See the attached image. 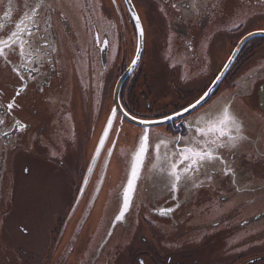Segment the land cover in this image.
I'll list each match as a JSON object with an SVG mask.
<instances>
[{
  "label": "flooded vegetation",
  "instance_id": "flooded-vegetation-1",
  "mask_svg": "<svg viewBox=\"0 0 264 264\" xmlns=\"http://www.w3.org/2000/svg\"><path fill=\"white\" fill-rule=\"evenodd\" d=\"M7 2L8 25L0 38L14 31L25 15L32 16L37 4L40 7L31 21L25 20L24 57L16 48L6 50L9 62L0 58V119L4 120L0 125V263L6 257L11 264L16 254L20 264H264V217L256 219L264 213V0H131L143 26L144 50L121 88L122 109L138 120L172 116L150 128H162L172 137L191 135L188 121L230 104L247 139L233 150H220L226 165L217 161L206 166L193 180L182 182L177 192L155 182H142L140 190L136 186L130 209L111 235L130 173L121 179L118 208L108 221L97 207L105 206L112 186L109 164L124 127L132 126L135 137L145 127L125 118L121 122L117 109L111 132L117 130L118 137L109 148L112 138H108L94 165L93 158L110 115L106 110L110 107L111 113L115 108V88L107 95L108 83L116 87L137 55L139 34L131 10L126 0ZM153 18L159 19L160 28L151 42ZM63 53L75 67L72 84L82 96L77 101L91 109L92 129L102 128L87 164L47 156L56 175L62 171L69 176L67 193L72 199L67 210L69 220L74 216L75 220L62 225L58 218L32 243L6 242L2 234L8 226V194L14 187L12 155L28 143L52 141L55 123L50 109L57 118L65 112ZM208 89L212 91L200 105L183 111ZM13 99L17 106L9 111L7 104ZM92 99L100 103L90 106ZM17 121L27 127H18ZM88 148L85 145V153ZM225 167L234 175H225ZM25 172L31 173L28 164ZM159 209L174 211L162 216Z\"/></svg>",
  "mask_w": 264,
  "mask_h": 264
},
{
  "label": "rangeland",
  "instance_id": "rangeland-1",
  "mask_svg": "<svg viewBox=\"0 0 264 264\" xmlns=\"http://www.w3.org/2000/svg\"><path fill=\"white\" fill-rule=\"evenodd\" d=\"M80 3V1H78ZM7 0H0V25L4 27L0 29V32L4 31L8 25V16L5 13L8 11ZM160 21L157 18H153L149 22L151 31V42L154 41L156 32L160 28ZM154 47V45L152 46ZM151 47V48H152ZM152 50H154L152 48ZM63 63L66 71V85L63 94L65 93L64 113L57 118V114L53 109H50L54 125L51 124L52 135L50 136L51 142L45 140L41 143L31 142L26 144L23 148L18 149L13 153V193L8 194V226L6 227V233L2 236L4 240H8L17 243H32L43 236L44 228L54 223L57 220L62 225H71L75 220V216L72 220H69L68 205L72 199V195L67 193L69 189V176L62 171L57 173L47 160V156L55 155L63 157L70 162L75 161L81 166L83 160L87 164L89 156H91L97 146L98 139L100 137V125L92 129V116L90 117V110L86 104L81 101H77L76 98L82 97L78 95V92L74 90L72 80L74 75V65L69 62V55L63 53ZM151 60H153L151 58ZM161 68V67H160ZM159 68V69H160ZM79 74V68H77ZM162 87V82L160 83ZM115 88V84L108 83L107 95L112 94ZM163 88V87H162ZM165 89V88H164ZM163 89V90H164ZM164 95V94H162ZM99 98V91L97 93V100ZM83 100V99H80ZM67 102V103H66ZM94 102V103H93ZM99 101L91 100L87 104L97 105ZM80 103V105H79ZM85 103V101H84ZM100 103V102H99ZM59 105V104H58ZM217 107V104H216ZM105 114H110V107L106 110ZM66 113V115H65ZM69 116V118H68ZM106 120L104 115V121ZM132 126L124 127L121 131L115 153L111 158L109 164V179H113L112 186L109 194L105 195V206L97 207L101 213L108 216V221L115 215L119 197L121 194V179H125V176L130 173L131 154L136 150L139 143V137L142 134L134 136V132L130 131ZM152 135L150 137V148L145 159L143 168L140 173V177L136 182L138 190L140 186L145 183H160L165 188L169 187V180L167 175H161L158 172L152 171V164L155 162L154 144L157 141V133L167 135L162 128L150 129ZM137 132V131H136ZM130 133L133 135L131 136ZM117 130L110 133L109 137L112 139L108 144V148L113 145L115 139H117ZM85 145L89 147L88 153L84 152ZM106 157V151L104 153ZM153 155L150 163H148L149 157ZM105 159V158H104ZM25 164H28L31 169L30 174L25 172ZM129 166V169L126 168ZM76 172L77 170L74 169ZM128 171V173H127ZM123 177V178H122ZM108 179V180H109ZM120 180V182H118ZM67 181V184H66ZM12 197V199H11ZM60 204V205H59ZM102 209V210H101ZM67 210V211H66ZM104 211V212H103ZM79 213V211H78ZM27 233V234H26ZM17 255H12L13 261L11 264H20ZM7 258L3 257L0 264H8Z\"/></svg>",
  "mask_w": 264,
  "mask_h": 264
},
{
  "label": "snow or ice",
  "instance_id": "snow-or-ice-1",
  "mask_svg": "<svg viewBox=\"0 0 264 264\" xmlns=\"http://www.w3.org/2000/svg\"><path fill=\"white\" fill-rule=\"evenodd\" d=\"M115 2V0H113ZM40 4L36 5L39 8ZM36 8L32 9V16L25 15L24 19H21L15 24V30L11 31L6 38H0V58H3L5 62L8 61V52L16 51L19 49V55L21 58L24 57V49L26 47L27 41L23 39V33H25L28 28L25 24V20L31 21L35 14ZM9 13H5L7 17ZM133 19L136 22V27L138 29V34L140 40L144 37V30L141 26L140 19L138 16H134ZM4 26L0 25V29ZM105 47L108 45V41H103ZM16 46V47H14ZM140 44H137V56L132 61L133 64L139 60ZM228 65H225L227 68ZM14 72L19 71L13 68ZM222 75V73H221ZM23 79V77H20ZM219 80V77H217ZM24 88L17 91L16 95H20ZM208 89L199 99H197L189 107H186L183 111L185 113L190 112L195 109L201 102L208 96L211 92ZM15 100L7 104V110L11 111L16 107ZM3 107V105H0ZM118 110L113 108L110 115L108 116L106 126L103 130V134L100 138L99 144L96 148L95 156L93 158V165L95 159L99 157L101 150L105 145V141L108 138L110 131L113 128L114 123L117 119ZM175 115H182V113H176ZM124 118H130L132 120H138L135 115H130L128 111H123L120 117L121 122ZM173 119L172 116L165 115L162 119L158 121L149 120H139L141 124H155L163 125L166 121ZM188 127L191 131L189 136H172L168 137L165 134L157 133V141L154 144L155 162L152 164V171L158 172L161 175H167L169 180V186L173 192L179 190V186L184 181H191L197 175L201 173L206 166L214 164L219 161L221 164L226 165V161L223 156L219 154L220 150L228 149L233 150L239 146L241 142L247 138L243 135V125L239 121L238 117L231 111V105L225 104L219 111L213 113L209 110L206 113H202L195 117L192 121H188ZM4 124V120L0 119V125ZM17 126L20 128H26L27 126L21 122H16ZM5 135H7L5 133ZM152 133L149 128L143 130V134L139 137V143L136 150L131 154V165H130V176L127 183L123 189V205L119 214L115 217L117 222L123 221L125 213L130 209L132 198L135 192L136 182L140 177L141 170L143 168L145 159L150 148V137ZM178 145H182L176 147ZM112 150L109 149L108 156L111 157ZM92 167L89 168V173L92 172ZM224 174H233L230 168H224ZM211 180V175L208 176ZM85 185H87V178H85ZM194 187H200V184H194ZM98 191V189H97ZM179 207V205H177ZM160 215H168L174 211V209H159Z\"/></svg>",
  "mask_w": 264,
  "mask_h": 264
},
{
  "label": "water",
  "instance_id": "water-1",
  "mask_svg": "<svg viewBox=\"0 0 264 264\" xmlns=\"http://www.w3.org/2000/svg\"><path fill=\"white\" fill-rule=\"evenodd\" d=\"M126 2H127V5H128V7H129V9L131 10V13H132V15H133V17L134 16H138V14H137V12H136V10H135V8H134V6H133V4H132V2H131V0H126ZM139 17V16H138ZM140 19V18H139ZM140 23H141V21H140ZM141 26H142V23H141ZM142 28H143V26H142ZM138 30V29H137ZM139 44H140V52H139V56H140V58H139V60H137V62L135 63V64H133L132 63V65L126 70V72L122 75V77L118 80V82H117V85H116V87H115V91H114V103H115V108L116 109H119V111H120V113H121V115L123 114V109H122V106H121V104H120V100H119V95H120V91H121V88H122V86H123V84H124V82L126 81V79L129 77V75L132 73V71L138 66V64L140 63V60H141V58H142V54H143V50H144V37H143V39L142 40H140V37H139ZM240 48H241V45L236 49V51L234 52V56H235V54L240 50ZM137 56V55H136ZM136 58V57H135ZM127 121H129L130 123H132V124H134V125H136V126H141V127H147V128H151L152 126H160V125H155V124H147V125H145V124H141V123H139V120H132V119H130V118H125ZM112 131V130H111ZM111 131H110V133H111ZM110 133H109V135H110ZM109 135H108V138H109ZM108 138L106 139V141H105V144H106V142H107V140H108ZM105 146V145H104ZM104 148V147H103ZM103 150V149H102ZM101 150V151H102ZM100 154H101V152H100ZM100 156V155H99ZM97 160V158L95 159V161ZM137 186V185H136ZM136 188V187H135ZM264 217V213L263 214H261L260 216H258L256 219H260V218H263ZM118 222L115 220L114 222H113V224H112V226H111V228H110V230H109V234L108 235H111L112 233H113V230H114V227H115V225L117 224Z\"/></svg>",
  "mask_w": 264,
  "mask_h": 264
}]
</instances>
